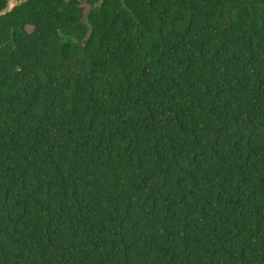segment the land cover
Instances as JSON below:
<instances>
[{
	"label": "trees",
	"instance_id": "obj_1",
	"mask_svg": "<svg viewBox=\"0 0 264 264\" xmlns=\"http://www.w3.org/2000/svg\"><path fill=\"white\" fill-rule=\"evenodd\" d=\"M26 0L0 45V264H264V0Z\"/></svg>",
	"mask_w": 264,
	"mask_h": 264
},
{
	"label": "flooded vegetation",
	"instance_id": "obj_2",
	"mask_svg": "<svg viewBox=\"0 0 264 264\" xmlns=\"http://www.w3.org/2000/svg\"><path fill=\"white\" fill-rule=\"evenodd\" d=\"M25 1L26 0H0V45L5 44L2 40L6 34V26L20 23L13 17L20 15ZM76 2L82 7L86 6L84 0H76Z\"/></svg>",
	"mask_w": 264,
	"mask_h": 264
}]
</instances>
